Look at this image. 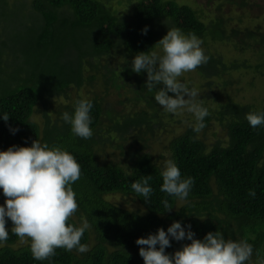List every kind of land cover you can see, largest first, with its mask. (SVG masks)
<instances>
[{
    "label": "trees",
    "instance_id": "1",
    "mask_svg": "<svg viewBox=\"0 0 264 264\" xmlns=\"http://www.w3.org/2000/svg\"><path fill=\"white\" fill-rule=\"evenodd\" d=\"M28 1L29 7L0 0V16L8 22L0 31L4 36L0 37V112L9 115L7 122L0 119V149L37 138L70 151L80 164V176L71 182L78 207L66 222L78 226L87 220L89 227L80 237L85 250L57 247L50 258L36 260L30 242H19L6 218L9 237L0 246V264H143L135 238L155 232L157 226L166 228L172 220L190 224L196 238L217 229L226 238L245 239L253 245L245 264L264 261V125L251 127L245 118V113L264 105L236 101L230 95L213 109L205 103L212 97L213 84H230V70L264 76V27L243 23L248 2L219 0L216 12L203 21L192 6L175 0H135L126 16L115 14L101 0ZM224 5L235 17L223 13ZM24 8L31 17L22 23L24 29L9 27ZM173 25L195 33L204 43L208 59L195 68L205 79L202 87H207L199 93L208 109L203 128L216 120L226 132L225 144L207 145L200 130L193 131V113L185 121L174 120L173 113L154 100L155 90L146 89V73L131 70L133 55L155 48ZM144 26L146 32L141 31ZM208 41L223 42L241 57L228 59ZM113 50L124 59L120 64H112ZM101 55L104 63H99ZM88 85L92 89L81 95V88ZM110 87H125L134 107L126 111L104 100L101 94ZM98 90L105 93L99 95ZM81 97L92 100L93 135L87 139L74 135L61 118ZM34 113H40L39 119ZM167 118L168 123H162ZM157 124L173 128L161 144L166 143L168 159L175 160L181 175L193 177L184 200L159 187L162 168L149 150ZM105 136L116 137L113 147L118 154L101 151V143L109 139ZM142 175L151 176L147 202L131 188ZM118 194L129 196L141 208L114 200ZM163 199L171 206L168 210ZM186 242L170 238L165 251L171 253Z\"/></svg>",
    "mask_w": 264,
    "mask_h": 264
},
{
    "label": "clouds",
    "instance_id": "2",
    "mask_svg": "<svg viewBox=\"0 0 264 264\" xmlns=\"http://www.w3.org/2000/svg\"><path fill=\"white\" fill-rule=\"evenodd\" d=\"M147 26L141 29L146 32ZM157 47L137 51L131 59V70L146 73L145 87L154 91V100L167 112L177 113L185 109L193 113V131L204 127L203 118L207 107L199 98V90L189 87L178 79L182 73L195 69L207 61L201 39L192 32H184L178 26L167 27L166 32L155 42ZM160 84L161 87H154ZM171 93V95L169 94ZM92 100L78 98L71 112L65 110L61 118L70 124L71 132L87 139L93 135L90 127ZM7 112H0V119L7 122ZM251 127L264 125V109L245 113ZM11 132L16 128L9 126ZM80 176V164L74 155L64 147L34 138L30 144H10L0 149V246L9 237L5 227L10 219V230L21 241L30 242L34 259L50 258L57 247L71 250L86 249L80 237L89 227L87 220L80 225L67 223L77 209L76 193L71 182ZM161 191L174 198L184 200L193 183V177L182 176L180 168L172 158L164 161L160 171ZM151 176L142 175L131 182V188L145 202L152 192ZM252 195L255 193L252 192ZM164 210L169 202L162 200ZM203 218V217H201ZM172 240H186L171 253L165 251ZM138 253L143 264H245L253 252V245L245 239L226 238L217 229L196 238L191 225L172 220L166 228L157 226L155 232L137 236ZM260 264H264L261 261Z\"/></svg>",
    "mask_w": 264,
    "mask_h": 264
},
{
    "label": "rangeland",
    "instance_id": "3",
    "mask_svg": "<svg viewBox=\"0 0 264 264\" xmlns=\"http://www.w3.org/2000/svg\"><path fill=\"white\" fill-rule=\"evenodd\" d=\"M110 10H112L115 14L119 16H126V14L129 12L131 5L134 3L135 0H101ZM179 3H186L192 6L200 16V18L203 21H206L209 17H211L216 12V5L219 3V0H175ZM248 2V5H246V9H248V16L244 18L245 24H249L250 26L256 25L257 23L262 24V28L264 27V0H245ZM7 2L10 4L11 2L19 3V2H25V5L29 7V1L28 0H7ZM228 6V5H227ZM226 5L221 7L223 10V13L231 14L233 17H235V14L232 10H230ZM234 7V6H232ZM235 9V7H234ZM239 12V11H238ZM6 16V15H2ZM249 17V18H248ZM14 20L9 27L12 28H20L21 30L24 29V26L22 23L26 24V21L28 22L30 20L29 12H27L26 8L22 9L18 13L16 17H13ZM18 19V21H17ZM7 20L3 19V17L0 16V31H2V28L7 26ZM0 37H4L0 32ZM201 39V38H200ZM202 41V39H201ZM211 48L216 49L220 54H223L226 58H240L241 54L237 53L235 50H232L231 47H229L225 43L217 42L212 43L208 41ZM157 47V45H155ZM202 48L204 49V43L202 41L201 44ZM113 58H112V64H120V61H123L124 59L118 55L115 50L112 52ZM99 63H104L105 59L104 56L101 55L99 58ZM107 62V61H106ZM109 63H107L108 65ZM230 77V84H219L218 81L216 82L219 85L213 84L211 87V92H213L212 97L208 98L205 103L210 108H216L221 102H223L228 95L231 96L232 99H235L236 101L241 102H248L252 104H259L264 105V76L258 78L255 75H252V73L247 72L243 69H236V70H230L227 74ZM184 82H186L190 87H196L199 90V93L205 90L207 87H202V83H204L205 79L196 71V69L184 72L181 74V76L178 78ZM212 79H214L212 77ZM90 85L86 86L85 88H81L80 94L83 95V93L87 92L85 89L89 88ZM75 85H71L69 91L70 94H75ZM90 89H92L90 87ZM95 90L97 91V88L95 87ZM101 92L105 93L103 90H98L99 95ZM86 94V93H85ZM104 97V100L106 101H113L114 106L118 109H125L126 111L130 110L132 107H134L133 102L128 98L129 97V91L123 88H108V93L101 94ZM201 100V98H200ZM192 113L187 111L186 108L179 110L177 113H173V119H181L183 121L187 120L186 116L191 115ZM34 118L39 119L40 113H34ZM172 121V124H178L177 121ZM165 123H168V118L164 119ZM164 124V125H165ZM163 124H157V126H154V139L151 141L149 145L150 152L154 155L156 159V163L163 168L164 161L168 159V154L166 149H164L165 142L161 144V140L165 141V138H168V134L170 129H173L171 127L169 128H163ZM169 125V124H168ZM200 137L203 139V141L209 145L213 142H219L221 144H225L227 140L226 132L223 130L222 126L217 124L216 120H211L209 125L203 129H200L198 132ZM170 135V134H169ZM109 137L108 141H105L104 143H101L102 149L101 151H104V153H115L118 154V151L113 147L117 143L116 137L111 136H105ZM114 200L119 201L120 203L126 204L127 207L131 208H141L140 205L136 201H132L129 196L127 195H115ZM25 241H29L27 238L24 241H21L19 239V242L24 243Z\"/></svg>",
    "mask_w": 264,
    "mask_h": 264
}]
</instances>
